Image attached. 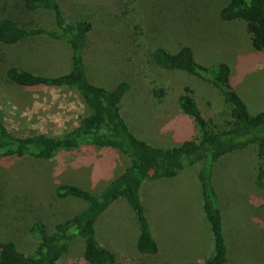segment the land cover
<instances>
[{
  "label": "rangeland",
  "instance_id": "374dc122",
  "mask_svg": "<svg viewBox=\"0 0 264 264\" xmlns=\"http://www.w3.org/2000/svg\"><path fill=\"white\" fill-rule=\"evenodd\" d=\"M227 1L58 0L67 21L88 19L93 26L89 33L92 54L85 57L88 78L108 85L127 80L131 88L123 114L139 139L161 148L178 146L194 135L189 114L176 100L183 86L193 91L212 130L224 129L229 117L222 110L218 87L182 72L154 69L148 57L155 48L175 52L184 45L202 65L225 63L228 85L249 115L264 111V51L252 47L241 21L219 20L218 11ZM48 13L27 12L19 0H0V16L9 15L24 27L53 29ZM69 56L67 46L44 38L13 48L0 45V116L9 133L59 137L87 114L72 90L59 85L25 90L4 76L11 66L51 76L67 73ZM148 81L162 87L161 100L151 98ZM257 165L256 147L250 145L223 156L214 166L213 187L228 248L226 264H264V187L254 185ZM127 166L119 152L93 147L55 153L48 160L0 161V240L24 250L31 242L28 228L34 221H43L51 231L83 208L79 199L55 197L57 184L97 193ZM196 173V166L184 168L177 177L145 184L141 190L159 248L153 264H204L211 251ZM123 204L117 201L102 218L98 235L102 245L128 252L135 249L138 230ZM82 252L83 243L77 239L60 264H82Z\"/></svg>",
  "mask_w": 264,
  "mask_h": 264
},
{
  "label": "trees",
  "instance_id": "16d2710c",
  "mask_svg": "<svg viewBox=\"0 0 264 264\" xmlns=\"http://www.w3.org/2000/svg\"><path fill=\"white\" fill-rule=\"evenodd\" d=\"M19 4L27 12H49L54 28L24 27L9 15H2L0 45L13 48L36 38L63 44L70 49V69L67 73L51 76L11 66L4 71L6 81L25 90L55 85L72 90L81 98L87 114L59 137L14 136L7 131L0 116V161L10 158L48 160L55 153L93 147L116 150L127 159L128 166L97 193L74 184H57L55 197L79 199L83 208L56 223L51 231L43 221H34L28 228L31 242L23 246L24 250L11 241L0 240V264H60L77 239L83 243L82 264H153L159 248L145 215L141 190L148 183L173 179L182 169L194 166L200 208L211 242V251L204 264H226L228 248L213 187L214 166L223 156L255 145L258 165L254 185L264 187V111L249 115L245 104L228 85L229 68L225 63L202 65L196 61L191 48L184 45L175 52L155 48L148 57L154 69L182 72L218 87L221 107L229 121L224 129L212 130L193 91L183 86L178 89L176 100L189 114L193 137L169 148L151 146L133 133L131 120L123 114L130 83L120 79L112 85L97 84L88 78L85 57L92 54L91 21H67L58 0H19ZM218 18L222 22L241 21L252 47L264 51V0H228L219 9ZM145 84L151 98L159 101L164 97L162 87H155L150 81ZM117 201L128 208L138 230L135 249L128 252L102 245L98 235L100 221Z\"/></svg>",
  "mask_w": 264,
  "mask_h": 264
},
{
  "label": "crops",
  "instance_id": "0c3cea01",
  "mask_svg": "<svg viewBox=\"0 0 264 264\" xmlns=\"http://www.w3.org/2000/svg\"><path fill=\"white\" fill-rule=\"evenodd\" d=\"M108 151H109V150H108ZM110 151H116V150H111V149H110ZM125 159H126V158H125Z\"/></svg>",
  "mask_w": 264,
  "mask_h": 264
}]
</instances>
